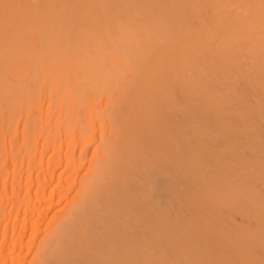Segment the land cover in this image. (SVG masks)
<instances>
[{"label": "bare ground", "instance_id": "obj_1", "mask_svg": "<svg viewBox=\"0 0 264 264\" xmlns=\"http://www.w3.org/2000/svg\"><path fill=\"white\" fill-rule=\"evenodd\" d=\"M0 264H264V0H0Z\"/></svg>", "mask_w": 264, "mask_h": 264}]
</instances>
